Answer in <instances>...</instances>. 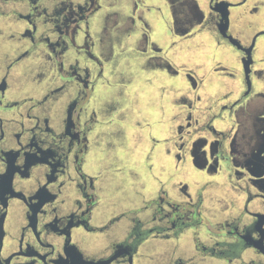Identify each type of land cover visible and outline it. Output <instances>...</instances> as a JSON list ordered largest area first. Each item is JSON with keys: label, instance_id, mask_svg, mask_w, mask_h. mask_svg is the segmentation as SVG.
<instances>
[{"label": "flooded vegetation", "instance_id": "flooded-vegetation-1", "mask_svg": "<svg viewBox=\"0 0 264 264\" xmlns=\"http://www.w3.org/2000/svg\"><path fill=\"white\" fill-rule=\"evenodd\" d=\"M140 71L153 188L110 161ZM0 264H264V0H0Z\"/></svg>", "mask_w": 264, "mask_h": 264}, {"label": "rangeland", "instance_id": "rangeland-1", "mask_svg": "<svg viewBox=\"0 0 264 264\" xmlns=\"http://www.w3.org/2000/svg\"><path fill=\"white\" fill-rule=\"evenodd\" d=\"M175 3L176 0H174V4ZM122 45L128 46L129 43L127 42ZM195 48L197 51L203 50L204 53L211 56L214 54L217 55L216 47L213 42L208 39L202 40L201 45ZM230 52L229 62L232 64L234 63V58H232V56L236 52L234 53V50L232 49ZM127 59L128 60L124 65L125 69L129 67L132 75H134L136 65L130 60V58ZM119 67L120 65L118 68ZM147 74L148 72L140 71L135 75L134 86L132 88L133 94L129 96L130 103L135 106L139 113L133 110L132 113L127 116L126 122H121L117 119H113L110 122V130L119 138V140L114 141L113 151L110 155V157L115 156V160L110 161L112 164L114 163L116 167L121 168L122 174H120V178L133 174L134 171L139 170L141 175L147 178V188L148 185H152L153 188L155 183L147 170V162L152 164L153 169L151 170V173L155 175H160L159 168L165 163L169 170H171L174 165L172 160H162L161 153L157 151V145H154L155 147L153 149L151 148L152 140L158 139L166 132L164 119H166L167 114L165 111L161 110V104L165 101L159 97V89L157 87L158 82L145 80L147 79ZM117 89L118 88H114V91H111V95L114 96L115 100H119ZM134 90L136 94H134ZM138 121L140 123L139 127L137 125ZM138 128L139 134L136 135ZM120 131L122 132V135L120 134ZM179 175L180 173H178L176 177H179ZM197 175L198 172L189 169V174L186 176V183L189 188L194 186V178ZM161 176L163 177L164 175ZM221 192L222 191L218 190L217 194L214 196H221Z\"/></svg>", "mask_w": 264, "mask_h": 264}]
</instances>
